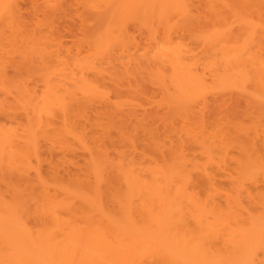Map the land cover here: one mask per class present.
Masks as SVG:
<instances>
[{
    "label": "bare ground",
    "instance_id": "1",
    "mask_svg": "<svg viewBox=\"0 0 264 264\" xmlns=\"http://www.w3.org/2000/svg\"><path fill=\"white\" fill-rule=\"evenodd\" d=\"M0 264H264V0H0Z\"/></svg>",
    "mask_w": 264,
    "mask_h": 264
},
{
    "label": "rangeland",
    "instance_id": "2",
    "mask_svg": "<svg viewBox=\"0 0 264 264\" xmlns=\"http://www.w3.org/2000/svg\"><path fill=\"white\" fill-rule=\"evenodd\" d=\"M70 1H71V0H70ZM72 2H73V1H72ZM73 5H74V4H73ZM73 5H72V7H73ZM28 6H29V5H28ZM28 6L26 7V9H28L29 7L32 9V5H30L29 7H28ZM73 8H76V7L74 6ZM29 10H30V9H29ZM66 31H67V30H66ZM63 32H64V31H63ZM65 33L67 34L68 31L65 32ZM69 37H70V36H67L66 39H70Z\"/></svg>",
    "mask_w": 264,
    "mask_h": 264
}]
</instances>
